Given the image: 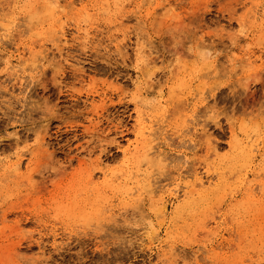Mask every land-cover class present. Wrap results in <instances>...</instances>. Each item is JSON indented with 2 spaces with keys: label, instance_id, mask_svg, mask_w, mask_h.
Listing matches in <instances>:
<instances>
[{
  "label": "rangeland",
  "instance_id": "1",
  "mask_svg": "<svg viewBox=\"0 0 264 264\" xmlns=\"http://www.w3.org/2000/svg\"><path fill=\"white\" fill-rule=\"evenodd\" d=\"M40 1L0 0V264H264V0Z\"/></svg>",
  "mask_w": 264,
  "mask_h": 264
},
{
  "label": "bare ground",
  "instance_id": "2",
  "mask_svg": "<svg viewBox=\"0 0 264 264\" xmlns=\"http://www.w3.org/2000/svg\"><path fill=\"white\" fill-rule=\"evenodd\" d=\"M114 1H117V0H114ZM41 2V4H42V6H40V8L42 9V7L44 8V10H46V12H47V14H48V18H49V22H48V24H49V28H51V27H54V24H56V22L58 21V22H61L60 21V18H62V17H60L59 18V16H60V11L59 10H61V8L59 7V0H41L40 1ZM69 4L70 5H75V3H74V1L73 0H69ZM78 4V3H77ZM37 8V7H36ZM59 9V10H58ZM43 10V11H44ZM61 12H63L62 10H61ZM35 13V12H34ZM41 13H43V12H41ZM85 13V12H84ZM33 14V13H32ZM31 14V15H32ZM35 15V14H34ZM43 15V14H42ZM41 15V16H42ZM45 15V14H44ZM43 15V16H44ZM35 17V16H34ZM38 17V16H37ZM47 17V16H46ZM45 17V18H46ZM13 18H14V16H13ZM35 19H37V18H35ZM39 19H41V18H39ZM34 20V19H33ZM38 20V19H37ZM45 20V19H44ZM43 20V21H44ZM11 21V20H10ZM43 21H41V22H43ZM8 22V21H7ZM34 22V21H33ZM10 23V22H9ZM11 23H12V21H11ZM35 23V22H34ZM13 24V23H12ZM37 24V23H36ZM44 24H45V22H44ZM8 25H10V24H8ZM59 25V24H58ZM63 25V24H62ZM0 26H1V28L0 29H4V30H6L7 31V29H8V27L6 28V26H4L3 24H1L0 23ZM48 27V26H47ZM59 27V26H58ZM48 29V28H47ZM9 30V29H8ZM53 30H55V29H53ZM62 32L60 33V35L63 37L62 39H63V41H65L66 40V36H65V33L63 32V29H60ZM84 30V29H83ZM82 30V27H80V26H76V34L78 35V36H80L79 38H82L84 41L83 42H85L86 40H89L88 38H89V30L88 31H83ZM87 30V29H86ZM42 31H45V29L44 30H42ZM56 31V30H55ZM1 32H3V31H1ZM33 33H34V31H32ZM51 32H52V30H51ZM58 32V31H57ZM46 33H47V31H46ZM59 33V32H58ZM34 34H36V32L34 33ZM38 34V33H37ZM59 35V36H60ZM42 36V35H41ZM76 36V35H75ZM77 37V36H76ZM59 38V37H58ZM61 38V37H60ZM65 43V42H64ZM30 51V53L32 52V49H30L29 50ZM140 51V50H139ZM34 52V51H33ZM141 52V51H140ZM140 55V54H139ZM143 55H144V53H143ZM149 60V59H148ZM147 63V62H146ZM6 64H9V62H7ZM148 64V63H147ZM146 65V64H145ZM150 76V75H149ZM151 79V78H150ZM139 113V112H138ZM139 122H140V119L138 120ZM137 123L138 125V129H137V132H136V135H135V137H136V141H137V143L140 141H142L143 142V140H144V136H145V128L146 127H144V126H142V124H141V122L140 123ZM149 132V131H148ZM146 140V139H145ZM146 142H147V140H146ZM149 144V143H148ZM148 144L147 145H145L144 146V149H143V151H142V153H140L143 157H145V158H148V159H150L151 157H150V155L152 154V152H153V150L152 151H150L152 148H150L149 146H148ZM136 145V144H135ZM143 145V144H142ZM134 146V145H133ZM138 146V145H137ZM137 146H134V152H130L129 151V155H131V154H134V156H137V155H139V152H140V149L137 147ZM141 149V150H142ZM123 153H124V155H127L128 154V151H126V150H124L123 151ZM154 154V153H153ZM159 157V156H158ZM157 158V157H156ZM148 159H147V161H148ZM159 159V158H158ZM149 161H151V159L149 160ZM13 165H14V171H16V170H18L17 168H18V166H19V164L17 163V164H14L13 163ZM10 167L9 166H6V169H9ZM13 171V172H14ZM9 172V171H8ZM100 176L99 177H101L102 178V186H104V187H106V188H108V189H113V190H116V191H119L121 194H125L126 196H128V195H131L132 194V187H134V189H136V190H139L141 187H138V186H132L131 187V179L129 178V176L128 177H124L125 179H122V178H117V177H115L114 178V176L115 175H108V173L106 174L105 172H104V170L102 171H100ZM111 174V173H110ZM121 175V174H120ZM127 175H129V174H127ZM93 176V175H92ZM97 176V175H96ZM109 176V177H108ZM132 176V175H131ZM193 176V175H192ZM98 177V176H97ZM95 178V177H94ZM94 178H92V177H88L87 178V183L89 182V181H91V183H93L92 182V180L94 179ZM147 181V180H146ZM134 182H136V181H134ZM90 183V184H91ZM139 183V182H138ZM142 183V182H141ZM150 183V182H149ZM137 184V183H136ZM209 185V184H208ZM137 187V188H136ZM146 187V186H145ZM185 189L183 190V193H184V197H186V198H188L189 196H200L202 193V190L201 189H203V187H204V184H203V180L202 179H200V177H198V176H194L193 177V182L191 183V184H188V183H186L184 186H183ZM105 188V189H106ZM148 188V187H147ZM143 189H145V188H143ZM136 190H134L133 191V194H134V192H137ZM151 192H153V194H154V190H150ZM150 191H148L149 193H151ZM204 191V190H203ZM142 193H143V191H141ZM148 192H146L145 191V194H147ZM139 193H140V191H139ZM141 194V193H140ZM138 195V194H137ZM152 195V194H151ZM140 196V195H139ZM194 196V197H195ZM123 197V196H122ZM193 197V198H194ZM201 197V196H200ZM200 197H198V199L200 200H202V198H200ZM204 197V196H203ZM206 198V197H205ZM123 199V198H122ZM204 200V199H203ZM206 200V199H205ZM73 201V200H72ZM105 201V200H104ZM69 202V201H68ZM106 202H107V200H106ZM204 202V201H203ZM206 202V201H205ZM129 203V202H128ZM74 203H72V205H73ZM62 205V204H61ZM70 205V204H69ZM77 205L79 206V204L77 203ZM76 206V205H75ZM65 209L67 208V207H64ZM62 209L61 211H65V209ZM68 208L70 209V206H68ZM67 208V209H68ZM74 208V207H73ZM77 208V207H76ZM66 209V210H67ZM68 209V210H69ZM72 209V208H71ZM70 209V210H71ZM67 210V211H68ZM69 210V211H70ZM74 210H76V209H74ZM72 211V210H71ZM74 212H77V211H74ZM91 212H93V211H91ZM94 212H96V215H98L97 214V212H98V210L97 211H94ZM93 212V213H94ZM99 212H100V210H99ZM73 213V212H72ZM89 213V212H88ZM71 214V213H70ZM75 214V213H74ZM94 215V214H93ZM88 216V215H87ZM116 216V215H115ZM118 216V215H117ZM89 217V216H88ZM97 218V217H96ZM165 254L164 253H162L161 254V256H164ZM161 256H159V257H161Z\"/></svg>",
  "mask_w": 264,
  "mask_h": 264
},
{
  "label": "snow or ice",
  "instance_id": "3",
  "mask_svg": "<svg viewBox=\"0 0 264 264\" xmlns=\"http://www.w3.org/2000/svg\"><path fill=\"white\" fill-rule=\"evenodd\" d=\"M177 264H179V260H177ZM185 264H190V262L186 261Z\"/></svg>",
  "mask_w": 264,
  "mask_h": 264
}]
</instances>
